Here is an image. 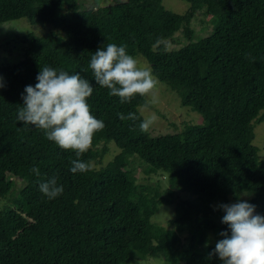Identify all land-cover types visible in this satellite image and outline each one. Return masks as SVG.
<instances>
[{"label":"trees","instance_id":"trees-1","mask_svg":"<svg viewBox=\"0 0 264 264\" xmlns=\"http://www.w3.org/2000/svg\"><path fill=\"white\" fill-rule=\"evenodd\" d=\"M185 1L190 7L179 14L162 0H121L95 11L79 0H0V24L26 18L51 26L24 36L21 58L0 62V264H123L150 257L159 264H222L209 255L224 238L220 233L230 235L219 206L249 192L254 214L264 216V160L253 144L254 126L264 120V0ZM198 10L211 28L195 39ZM178 31L188 42L166 49ZM108 43L143 56L153 76L201 114L202 123L168 134L141 132L138 106L145 97L121 103L95 84L89 68L91 55ZM44 66L79 73L93 85L87 102L105 128L79 157L90 171L72 173L74 152L16 118L25 87L35 86ZM129 112L139 119H119ZM109 142L119 151L103 163ZM136 158L143 172L162 173L167 186L138 181ZM54 175L63 192L49 200L39 184ZM177 190L194 197H176ZM161 204L175 206L171 228L151 221Z\"/></svg>","mask_w":264,"mask_h":264},{"label":"clouds","instance_id":"clouds-1","mask_svg":"<svg viewBox=\"0 0 264 264\" xmlns=\"http://www.w3.org/2000/svg\"><path fill=\"white\" fill-rule=\"evenodd\" d=\"M89 68L95 84L108 89V94L118 97L121 103L131 102L136 96L148 98L145 109L157 103V79L124 46L108 43L105 48L97 49L91 55ZM36 79L34 87L28 85L24 89L26 94L22 95L23 105L17 110V120L42 130L47 140L61 149L74 152L77 159L71 161L72 173L90 171L91 164L79 157L90 149L95 134L105 128L87 102L93 85L79 73L58 72L49 66L41 68ZM118 117L122 121L139 119L135 112L118 113ZM156 119L155 114L144 117L140 131L147 133ZM32 171L39 176L38 168ZM39 191L53 200L62 194L63 187L54 175L39 184ZM219 207L225 212L222 223L228 225L230 235L220 233L224 238L209 255H217L222 264H264V216L254 214L255 205L246 201Z\"/></svg>","mask_w":264,"mask_h":264},{"label":"rangeland","instance_id":"rangeland-1","mask_svg":"<svg viewBox=\"0 0 264 264\" xmlns=\"http://www.w3.org/2000/svg\"><path fill=\"white\" fill-rule=\"evenodd\" d=\"M118 1L121 0H79L82 8H91L92 11H95V9L99 6L108 5ZM162 4L166 9L179 14L185 13L190 7V3L185 0H162ZM204 17L205 15H203L200 10L196 11L195 18L192 20V26L194 29L193 38L196 37L195 39L208 34L211 28L209 22H207V16L205 17V20L200 21L204 19ZM49 27L51 26L48 24H30L26 18H18L16 20L0 24V62H13L21 58L23 56L22 40L24 36L28 32L35 35L43 34L49 30ZM174 38L177 39V41H166V49H176L188 42V39L181 31L176 32ZM134 58L138 59L142 66H146L148 68L150 67L147 60L140 54L135 55ZM157 81L158 84L155 89L157 103L149 105L147 109L144 108V105L138 106V110L143 117L150 116L152 114H155L157 117L155 123L148 131L150 135L178 132L183 128L185 123H202L201 114L192 110L188 106H182L180 104L179 95L175 91L171 90V88L165 83L159 81L158 79ZM147 99L148 98H145V101ZM253 144L258 147V155L262 160H264V120L256 123L254 126ZM107 147L108 151L104 155L103 163L112 159V157L119 151V149L112 142H109ZM133 165H135V174L138 181L151 182L155 184L158 179L161 188L167 186L166 179L162 173L158 176L143 172V163L140 164V161L137 158L135 159ZM251 195L252 194L249 192H241L238 195H230L228 204L231 205L241 201L247 202ZM175 196L180 198L194 197L189 192L182 190H177L175 192ZM174 215V204H161L159 205L158 210L151 217V221L166 228H171L173 226L168 223V219L172 218ZM211 241L215 242L217 239L212 236ZM182 242L183 244H186L187 242L186 236L184 235H182ZM160 262V258L150 257L147 259H130L123 264H159Z\"/></svg>","mask_w":264,"mask_h":264}]
</instances>
